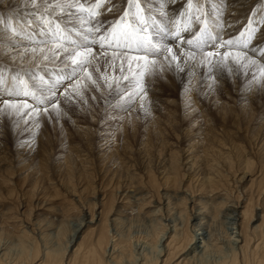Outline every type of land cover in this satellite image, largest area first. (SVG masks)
<instances>
[{"label": "rangeland", "instance_id": "374dc122", "mask_svg": "<svg viewBox=\"0 0 264 264\" xmlns=\"http://www.w3.org/2000/svg\"><path fill=\"white\" fill-rule=\"evenodd\" d=\"M10 1L0 0V26L18 30L10 41L24 47L23 64L33 61L29 68L0 57V264L48 263L54 257L57 264H81L86 253L109 240L117 245V259L139 263L156 259L164 247L169 254L166 245L174 233L166 242L161 236L175 227L180 234L175 246L192 237L197 244L198 233L205 234L201 243L208 246L200 249V264L229 262L235 255L237 264H259L264 74L261 68L238 67L228 77L204 75L209 53L216 55L223 39L232 42V51L258 47L253 56L264 67V0L242 10L230 37L222 29L228 18L225 0H184L174 38H185L183 48L202 60L187 86L175 80L157 41L141 39L142 18L173 40L174 28L160 27L162 12L152 7L154 1L132 0L131 7L126 0L99 34L71 33L73 21L62 14L72 5L66 0ZM124 12L131 13L114 33ZM190 105L198 110L190 114ZM169 111L176 121L165 120ZM204 126L206 144L196 136ZM196 140L200 143L191 148ZM26 143L35 151L22 147ZM171 158L177 161L168 172ZM198 215L206 228L196 223ZM93 217L97 222L89 223Z\"/></svg>", "mask_w": 264, "mask_h": 264}, {"label": "bare ground", "instance_id": "6f19581e", "mask_svg": "<svg viewBox=\"0 0 264 264\" xmlns=\"http://www.w3.org/2000/svg\"><path fill=\"white\" fill-rule=\"evenodd\" d=\"M58 1L60 2L61 0H58ZM66 1H68L67 4H72V5H71V7L67 8V10H66L67 12L62 13V14H63V17L64 16L66 17V18L64 17V19H66V20L70 19L71 21H73V23L72 22L70 23V25H71L70 26L71 27V33H72V31H77L78 33H82V34H86V33H89V32H93L95 34H99L100 29L104 26L103 23L105 21H107L108 17L110 18V16L113 15L114 13L117 15L120 12L118 8L120 6L122 8V4L126 0H111L112 3L111 2H107L106 3V8L100 10V14L101 15H97L96 18H92V10H94L93 9V5L84 4L83 2H80L79 0H66ZM145 1H148V0H145ZM150 1H154L155 4L152 5V7L154 9H157V10L162 12L161 14H159V15L162 16V20H160L161 21V26L160 27L164 28L165 25H169V26H172V29L174 28V31L172 30V33H173L172 39L173 40L172 41L170 40L171 37H169V39H167L166 32H163L164 30L158 31L156 29H153V27H151V26H146L145 24L141 23V20H139L138 26L143 27V29H142L143 32H141V35L143 36V38L145 37L148 40L151 39L150 36H152L153 39L155 40V42L157 41L156 43L160 46V48L162 50V53L167 55V60L169 62V66H170V68H168V69H171L170 71H172V73H173V75L175 77V80L178 83H180V81H181V83H183V86L184 85L187 86V84L189 85L191 80H192L191 78L193 77V74L195 72V68L198 67L200 69V67L198 65H200L202 60H199L201 57L197 58V56H199V55H196V54L194 55L188 49L186 50V48H183V46H185V44H186L185 42H187L185 38H183L182 41H178V38H176V39L174 38V32H175V27L174 26H175V24L177 23L178 28L181 29L180 19H177V17H178V14L181 13V8H182L181 4L184 2V0H150ZM225 1H226V4H227V7H228L226 18L227 17L228 18L226 19L227 20L226 22L224 21L222 29H223V32H224L223 35L224 36L225 35L229 36L231 33L233 34L234 29L236 28L235 27L236 26L235 24L237 23L236 21L239 18V16L242 15V10L244 11L247 8L251 9V7L255 4V0H225ZM10 2H12V0ZM75 3H77V4H75ZM57 4H62V2L57 3ZM57 4H55V5H57ZM25 5L29 6V4H25ZM47 5L51 6L52 4L47 2ZM79 5H83L84 8L88 9L89 11H81L80 8H79ZM132 6L133 5L131 3V7ZM240 6H242L244 9H241ZM28 8H32V7H28ZM28 8H27L26 12H28ZM108 9H115V10L114 11H109ZM233 12L235 13L234 16L232 15ZM129 13H131V12H129ZM56 14H58V13H56ZM211 15L212 14L210 13V16ZM61 17H62V15H61ZM187 18H189V17H187ZM134 19H136V17H134ZM5 20H7V19L5 18L3 21H5ZM187 22H189V21H187ZM2 25H4V24H2ZM12 27L7 26V25H4V27L0 26V57L4 58L7 62H9V63H11L13 65L14 64L15 65L16 64H19V65L22 64V66H29V68H30V66H31L30 62H32L33 60H29L26 64H23V62L27 61V59L25 58V54L23 53L24 47L18 49L16 47V46H18V44L14 43V41H16V39H14V40L12 39V41H10V38L13 36L11 33L18 31L16 29H14L13 32H9V30H12ZM97 29H99V30H97ZM179 29H177V30H179ZM53 31H55V30H53ZM169 34H170V32H169ZM99 38H101V37H99ZM181 38H179V39H181ZM222 41H223L222 43L220 42L221 44H220V48H218V51L217 52L214 51V53L216 55H214L213 57L209 56V58H210V61L208 60L209 61V68L207 70V74L204 75L205 78H209L210 74L213 75L214 72H216V75H217V72H218V75L220 73L221 75L228 77V75L230 74L231 71L237 70L239 68H241L242 71L244 70V72L247 71L248 69L251 70V72H253L254 70L252 68H261V69L264 68L263 66L260 65L261 63L259 64V62L256 59H254L255 57L253 56L254 52L257 50L258 47L255 50H251L250 49L251 51L249 50V52H242V50L241 51H239V50L238 51H232V50H228V49H230L229 48L230 45L228 43H226L227 41H224V39ZM17 42H21V41L17 40ZM94 42H95V40L92 41V43H94ZM179 42H182V44L179 43ZM95 44L97 46L98 42L94 43V45ZM179 46H181V48H183V50L180 49ZM185 47H187V46H185ZM253 47H255V46H252V48ZM92 48H93V46H92ZM93 49L95 50L93 52H96V54H104V52L102 53L101 50L99 51V49L97 47L93 48ZM169 49H171V51H168ZM224 53H230V55L227 58H225L224 57ZM236 53H243L244 55L241 56L237 60V59L234 58ZM173 57H175V59H173ZM150 60H152V58ZM163 61H165V59ZM253 61H255V63H253ZM34 63H36V61H34ZM241 63H245V65L244 66H237V65H239ZM37 64L39 65L40 63L37 62ZM165 65H167V64H165ZM166 68H167V66H166ZM245 69H247V70H245ZM73 72L76 73L77 71H73ZM166 72H169V71L167 70ZM223 78H225V77H223ZM64 80H65V77H64ZM208 81H209V79H208ZM239 82H240V80H239ZM174 84H176V82ZM202 85H203V83H202ZM177 86H178V84H177ZM181 88H183V87H181ZM185 88H187V87H185ZM252 91H253V89H252ZM135 95L138 96L137 94H135ZM168 102L167 103L165 102V103L168 104ZM173 102L174 101L170 102V104L173 103ZM188 102H190V100H188ZM170 104H169V106H171ZM173 104H172V107L174 106ZM193 104H194V102H193ZM195 104H196V101H195ZM166 107H167V105H166ZM196 107L197 106L189 107L190 114L194 113V111L198 110V108H196ZM187 108H188V106H187ZM194 108H196V110ZM150 115H152V114H150ZM187 116H189V115H187ZM173 117H174V114L171 111H169L168 114H167V118L166 119L164 118V119L167 120V122L169 121V119L174 121L176 117H174V119H173ZM197 122H198V120L194 121V126H195V124H197ZM206 128H207V126H204V128L200 127L197 130V132H196V136H198V135L201 136L202 139L204 140L203 141L204 144H206L204 136H206L208 134V133H206ZM198 142L199 141L196 140L195 145H191V148L196 147ZM33 146H34L33 143H31V144H27L26 143L22 147H28V148L31 147V149L29 151L34 152L35 151L34 148L36 146L35 147H33ZM71 160L72 159H70L69 156L65 160V163H66V166H67L68 169H70L69 165L72 164ZM176 161H177L176 158H171V160L167 159L166 166H168V169H166V170L168 172H170V170H172V167H173V165H174V163ZM208 165H210V164L208 163ZM190 166L192 168V166H194V165L191 164ZM243 178H244V176L242 177V179ZM206 182H212V179L210 177H208L206 179ZM230 210L232 211L233 215H235L237 217H240V218L244 217V215H243L244 212L242 213V215L239 216L240 213H236L238 211L237 209H230ZM199 214H202V213H199ZM195 218L198 219V221L196 223L198 224V226L201 229L206 228V226H207L206 223H205L206 221L204 220L203 217H200L198 215L197 217L195 216ZM232 218H234V217H232ZM235 219L238 220V218H235ZM96 222H97V220H95L94 217H93V219L91 221H89V223H96ZM172 232L174 233V235L171 237L172 239H171V241L169 243H167L166 247H167V250L171 248L173 251L171 250L169 252V254H168L166 252L165 247H164L163 250L161 249L159 251L160 254H162V253L163 254L162 255L159 254V256L156 259H150L151 256H150V258H148V257H145L146 256L145 255L144 256L145 259H143V260L141 259L142 261H139V263H134V264H162V262H164L163 264H200L199 262L202 261V259L204 258V254H203V252L200 249H203L206 246H208V242L205 243V244L201 243V242H204V240H205V234L202 233V231H201V233H198L200 235V237H198V241H197L198 243L197 244H196V241H194L195 237H192V238L187 239V241H185L184 245L175 246L176 245L175 241L180 236V234H179V232L177 230V227H175L173 230H170L169 233H167L165 231L164 234L161 236V240H163V238L166 237L165 240H164V242H166V240H168V238H169V236H170V234ZM237 240L238 239H235V242H237ZM241 242H242V240L238 241V243H241ZM116 251H117V245L115 243H113V240H111V241L109 240L104 246H103V243H100L98 245V247H95V249L91 250L89 254L86 253L84 255V259L80 260V263L81 264H124L122 262L123 261L122 259H117L118 256L115 255ZM122 254H124L123 251H122ZM166 254H167V257L164 260L161 259V256H165ZM236 260H237V256L235 255L232 258V260H230L229 262L224 260V261L218 262L216 264H237ZM263 260H264V255H262V258H261V261H260L259 264H264ZM58 261H59V257H54V258L50 259V261L48 263H47L46 259H43L40 264H57ZM128 261L130 263L133 262L132 260H128ZM8 264H15V263L14 262H10Z\"/></svg>", "mask_w": 264, "mask_h": 264}, {"label": "snow or ice", "instance_id": "6c2138e0", "mask_svg": "<svg viewBox=\"0 0 264 264\" xmlns=\"http://www.w3.org/2000/svg\"><path fill=\"white\" fill-rule=\"evenodd\" d=\"M107 2H111V0H107ZM104 3H105V0H96V2L93 5V9L94 10H92V18H96L97 17L98 10L101 9L104 6ZM129 3L131 4L132 3V0H129ZM135 6L137 8V14H139V12L141 11L139 3H136ZM79 8H80L81 11H89L88 9H85L83 5H79ZM108 10L109 11H114L115 9H108ZM128 15H129L128 12H124V15L121 16V18H120L119 21H117V23L115 25V28L113 29L114 33H115V30L118 29V28H120L121 24L124 23L125 18ZM141 23H143L142 18H141ZM97 30H99V29H97ZM124 35L127 36V33H124ZM141 39L143 40L144 38L141 37ZM149 43H150V41H149ZM189 43H191V41H189ZM226 43L231 44L232 42L231 41H227ZM168 51H171V49H169ZM76 55L79 56L81 54L80 53H77ZM209 55L211 56V55H214V54L213 53H209ZM229 55H230V53H224V57L225 58H227ZM243 55H244L243 53H236V55H235L234 58L238 60ZM173 59H175V57H173ZM72 62H73V64H78V61L76 60L75 57L73 58V61ZM253 63H255V61H253ZM261 71H262V74H264V69H262ZM25 95H28V93H25ZM66 95H67V93H66ZM5 103L6 104H9V102H7V101ZM10 106L15 107V105H10ZM24 106L25 107H28L27 104H25ZM45 111H47V109H45Z\"/></svg>", "mask_w": 264, "mask_h": 264}]
</instances>
